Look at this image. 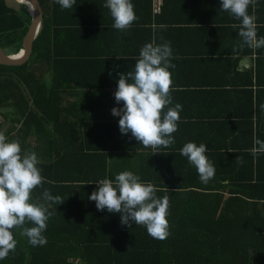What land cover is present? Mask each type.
<instances>
[{
  "label": "trees",
  "instance_id": "16d2710c",
  "mask_svg": "<svg viewBox=\"0 0 264 264\" xmlns=\"http://www.w3.org/2000/svg\"><path fill=\"white\" fill-rule=\"evenodd\" d=\"M39 1L42 6L45 4L44 0ZM260 2L264 6V0ZM164 4L165 0L163 8ZM25 13L28 20L0 0V44L13 54L20 49L17 43L28 28L24 20L31 19L30 12L25 9ZM45 34L43 21L30 59L16 66L0 64V108L13 105L16 110L11 128L2 130L0 122V131L9 141H19L22 151L37 154L45 183L35 190L33 199L48 189L65 202L50 207L54 215L44 232L45 246L33 247L16 229V250L0 264H264V154L254 158L249 152L254 137L264 141V109L260 107L264 105V52L257 50L254 66L242 74L249 80L248 90L242 91L248 105L245 115L240 114V99L231 100L233 95L226 91L223 94L231 104L224 105L231 106L233 113L223 122L215 119L204 123L216 124L208 138L183 136L184 143L178 138V142L154 154L151 148L131 138L130 133H120L119 123L113 134L109 132L107 125L113 126L112 120L106 119L103 124L105 134H97L90 125L99 118L89 114L90 105L100 106L97 103L84 104L86 118L78 129V120H63L53 111L60 107L62 114L64 104L53 95L59 90L56 81L53 88L46 85L47 66L57 79L66 71L64 68L83 63L65 62L63 56H53ZM118 65L120 62L114 66ZM254 84L263 93L258 95V102L252 98ZM94 87L87 89L96 94L101 88ZM33 124L41 127L35 133V149L31 143ZM187 142L207 146L206 155L215 167L214 178L207 184L200 181L196 169L180 155ZM96 143L102 145L98 147ZM238 157L242 164L236 162ZM122 171H132L143 182L166 189L157 195H167L170 200L167 239L151 238L142 226L122 225L120 214L106 209L101 212L89 199L98 188L96 182L104 178L114 180Z\"/></svg>",
  "mask_w": 264,
  "mask_h": 264
},
{
  "label": "crops",
  "instance_id": "0c3cea01",
  "mask_svg": "<svg viewBox=\"0 0 264 264\" xmlns=\"http://www.w3.org/2000/svg\"><path fill=\"white\" fill-rule=\"evenodd\" d=\"M5 1L19 10L23 19L28 18L25 13V9L30 12L28 4L18 0ZM105 2L106 0H76L71 9L62 10L54 0H44L42 8L45 35L50 40L53 56L64 57L65 62L83 63L64 68L66 71L57 79L53 69L47 66L46 85L53 88L56 81L59 90L53 95L57 97V102L64 104L62 114L60 107L53 108L61 119L65 120L67 117L71 121L78 120L76 127L80 128L86 118L83 116L86 112L84 104L94 102L100 106L90 105L92 110L89 114L90 117L99 119L93 121L90 127L95 128L97 134H105L103 132L107 130L113 134L120 117L113 116L111 110L123 107V103L118 104L114 96L119 75L131 71L142 46L153 41L156 44L170 41L173 56L178 57L172 60L175 68L170 69L174 81L172 106L176 103L183 106L178 131L173 134L175 143L183 136L188 138L192 135L193 139L208 138V133L215 129L216 124L204 126V123L215 119L223 122V118L231 117L232 107L224 105L231 104L223 94L226 91L228 95H233V98L229 96L231 100L237 97L240 99V114L245 115L248 105L242 91L248 90L249 80L242 74L250 66H254L257 50L264 52V48L253 51L247 46H241L239 29L232 27L239 21L221 10L220 0H165L163 12L157 16L152 13V0H132L137 20L124 32L113 28L114 21L109 10L104 7ZM263 10L264 6H261L259 0L255 12L257 29H260L257 31L258 38L264 37ZM251 13L250 7L249 14ZM26 20L24 21L29 27L31 19ZM17 44L20 48L17 52H20L22 39ZM5 50L10 56L17 55V52L13 54L9 48ZM117 62H120L118 66L121 67L114 66ZM90 63L95 66H88ZM92 73L98 74L94 76ZM87 86H99L101 89L93 94V90L87 89ZM252 91L253 101L258 102V95L263 93L255 84ZM82 92L87 94H78ZM48 111L52 112V109ZM15 112L13 105L0 108L2 130L11 128ZM106 119L112 120L114 124L107 125V130L103 126ZM15 125L19 126L20 123ZM40 129L41 127L33 124L31 143L34 149L35 133ZM181 141L184 143L185 140ZM205 141L208 146V140ZM102 143H96V146L100 147ZM222 143L225 145V142Z\"/></svg>",
  "mask_w": 264,
  "mask_h": 264
},
{
  "label": "clouds",
  "instance_id": "9594fccd",
  "mask_svg": "<svg viewBox=\"0 0 264 264\" xmlns=\"http://www.w3.org/2000/svg\"><path fill=\"white\" fill-rule=\"evenodd\" d=\"M61 9H71L76 0H54ZM221 10L229 13L238 24V36L241 46L253 51L264 48V37L257 36V16L259 0H220ZM104 7L114 21L113 28L124 32L137 20L132 0H106ZM251 7L252 13L249 14ZM119 58V57H118ZM173 49L170 41L156 44L154 41L142 46L131 71L121 73L118 88L114 93L116 102L123 103L122 108H113L112 115L120 117L119 129L124 135L131 133L145 148H151L154 154L161 148L175 144L174 133L178 131L180 112L183 106L173 105L172 92L174 81L170 69ZM264 109V105L260 106ZM207 146L187 142L180 149V155L187 158L202 183L207 184L215 175V167L206 155ZM255 158L264 154V141L255 138L249 149ZM242 164V158L236 159ZM39 160L35 152L22 151L19 141H9L0 131V260L7 259L17 247L14 231L21 230L33 247L47 244L44 232L48 221L54 215L50 211L52 204L65 202L60 196H53L44 189L41 196L33 199L37 188H43L45 178L38 167ZM98 188L89 199L96 203L97 210L120 214L121 224L146 228L147 234L163 241L170 234V200L167 195L160 197L158 189L151 182H143L132 171H122L115 179L104 178L96 182ZM26 225H31L30 227ZM131 248V247H130ZM129 248V250H130Z\"/></svg>",
  "mask_w": 264,
  "mask_h": 264
},
{
  "label": "water",
  "instance_id": "95a60500",
  "mask_svg": "<svg viewBox=\"0 0 264 264\" xmlns=\"http://www.w3.org/2000/svg\"><path fill=\"white\" fill-rule=\"evenodd\" d=\"M29 5L31 22L22 38V51L19 55H8L0 44V64L7 66L21 65L28 61L32 55L34 39L41 30L43 23V8L39 0H18ZM9 5V3H7Z\"/></svg>",
  "mask_w": 264,
  "mask_h": 264
},
{
  "label": "built area",
  "instance_id": "2783aa9c",
  "mask_svg": "<svg viewBox=\"0 0 264 264\" xmlns=\"http://www.w3.org/2000/svg\"><path fill=\"white\" fill-rule=\"evenodd\" d=\"M163 2L164 0H153V13H161L163 8Z\"/></svg>",
  "mask_w": 264,
  "mask_h": 264
},
{
  "label": "bare ground",
  "instance_id": "6f19581e",
  "mask_svg": "<svg viewBox=\"0 0 264 264\" xmlns=\"http://www.w3.org/2000/svg\"><path fill=\"white\" fill-rule=\"evenodd\" d=\"M21 51H22V50H21ZM21 51H20V52H21ZM20 52H17V55H19V54H20Z\"/></svg>",
  "mask_w": 264,
  "mask_h": 264
}]
</instances>
